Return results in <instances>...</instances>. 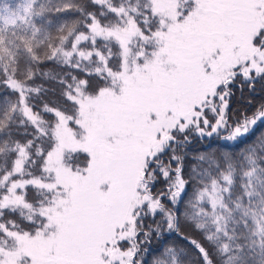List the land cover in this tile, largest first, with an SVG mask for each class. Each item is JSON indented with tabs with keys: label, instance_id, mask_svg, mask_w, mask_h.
I'll return each instance as SVG.
<instances>
[{
	"label": "snow or ice",
	"instance_id": "6c2138e0",
	"mask_svg": "<svg viewBox=\"0 0 264 264\" xmlns=\"http://www.w3.org/2000/svg\"><path fill=\"white\" fill-rule=\"evenodd\" d=\"M245 88L264 0H0V264H264Z\"/></svg>",
	"mask_w": 264,
	"mask_h": 264
},
{
	"label": "trees",
	"instance_id": "16d2710c",
	"mask_svg": "<svg viewBox=\"0 0 264 264\" xmlns=\"http://www.w3.org/2000/svg\"><path fill=\"white\" fill-rule=\"evenodd\" d=\"M235 95L232 98L231 106L234 110H243V109H249L250 105L247 103L248 100H252L253 104L258 103L260 100L264 99V94H260L257 92L255 95L249 93L247 88L244 89L243 93L239 89H234ZM264 127V126H262ZM218 142L215 140L208 141L206 143H201L198 145H194V148H197L198 150H208L209 147H216ZM170 239H176V237H170Z\"/></svg>",
	"mask_w": 264,
	"mask_h": 264
}]
</instances>
